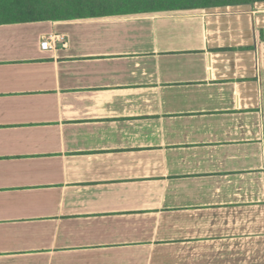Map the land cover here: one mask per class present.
<instances>
[{"label": "crops", "instance_id": "0c3cea01", "mask_svg": "<svg viewBox=\"0 0 264 264\" xmlns=\"http://www.w3.org/2000/svg\"><path fill=\"white\" fill-rule=\"evenodd\" d=\"M237 7L0 25V264H264V2Z\"/></svg>", "mask_w": 264, "mask_h": 264}, {"label": "trees", "instance_id": "16d2710c", "mask_svg": "<svg viewBox=\"0 0 264 264\" xmlns=\"http://www.w3.org/2000/svg\"><path fill=\"white\" fill-rule=\"evenodd\" d=\"M264 0H0V25L254 6ZM264 74V28L257 30Z\"/></svg>", "mask_w": 264, "mask_h": 264}, {"label": "built area", "instance_id": "2783aa9c", "mask_svg": "<svg viewBox=\"0 0 264 264\" xmlns=\"http://www.w3.org/2000/svg\"><path fill=\"white\" fill-rule=\"evenodd\" d=\"M63 41H64L63 36L55 34L43 40L40 46H41V49H44V50H55L57 47V44Z\"/></svg>", "mask_w": 264, "mask_h": 264}, {"label": "water", "instance_id": "95a60500", "mask_svg": "<svg viewBox=\"0 0 264 264\" xmlns=\"http://www.w3.org/2000/svg\"><path fill=\"white\" fill-rule=\"evenodd\" d=\"M236 7V6H235ZM245 7H248V5H245V6H239V7H237V8H239V9H244Z\"/></svg>", "mask_w": 264, "mask_h": 264}]
</instances>
